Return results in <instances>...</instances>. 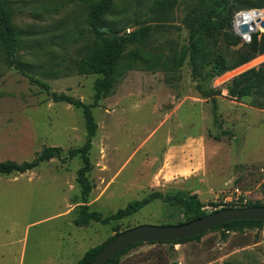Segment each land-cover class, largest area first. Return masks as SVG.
Listing matches in <instances>:
<instances>
[{
    "label": "rangeland",
    "instance_id": "obj_1",
    "mask_svg": "<svg viewBox=\"0 0 264 264\" xmlns=\"http://www.w3.org/2000/svg\"><path fill=\"white\" fill-rule=\"evenodd\" d=\"M4 1L11 25L19 32L16 54L32 66L30 74L50 91L91 104L98 75L79 73L75 64L94 40L87 12L95 0ZM111 1L103 17L107 29L119 38L139 36L124 44L120 65L137 49L155 55L187 45L182 20L193 0ZM154 3L157 10H165L164 17L151 12ZM143 56L91 106L96 130L88 150V209L107 215L154 190L196 193L207 213L231 187L263 202L264 108L253 105L252 97L228 96L224 86L248 68H264V53L214 77L209 85L219 93L213 96L197 88L201 81L191 75L186 55L175 69L150 65ZM84 139L80 109L52 101L37 83L5 64L0 53V160H30L44 146H60L65 156ZM80 166L76 155L0 175V264H74L87 248L115 231L186 220L181 207L155 199L107 224L75 225L73 218L82 204L76 181ZM228 205L233 204H224ZM119 260L264 264V223L261 229L229 231L225 238L221 229H214L182 243H142Z\"/></svg>",
    "mask_w": 264,
    "mask_h": 264
},
{
    "label": "trees",
    "instance_id": "obj_2",
    "mask_svg": "<svg viewBox=\"0 0 264 264\" xmlns=\"http://www.w3.org/2000/svg\"><path fill=\"white\" fill-rule=\"evenodd\" d=\"M163 3V0H160ZM167 4L174 3L175 0H165ZM173 1V2H171ZM249 6L261 8L264 0L239 1V0H193L186 9L183 24L187 29V45L181 51H173L155 55L142 53V50H134L128 59L119 64L120 54L123 46L128 41L138 39L139 36L132 34L125 38L117 36L108 37L104 15L112 7L111 0H95L88 9L87 20L94 40L87 47V50L76 60V70L82 74H97L94 81V93L91 104L84 103L78 98L50 91L46 83L34 78L30 73L32 66L22 61L16 54L20 43L19 32L11 25V14L7 2L0 0V53L5 64L26 75L32 82L47 91L52 101H64L75 108H79L84 120L85 139L84 142L75 148L66 150L62 156L63 149L60 146H44L36 151L30 160L16 162L13 160H0V175L11 173H23L36 167L40 162L51 158L62 160L70 159L78 155L81 159V166L76 170V181L81 190V202L73 223L77 226H86L90 221L107 224L111 221L129 216L140 208L155 199H159L168 205L179 206L183 209L186 221L204 216L207 214L202 209L196 193H188L183 190L159 191L154 190L141 199L129 201L123 208L103 215L97 210H89L86 198L89 195L91 185L87 178V173L91 169L88 158V150L91 145V138L96 130V123L91 112V106L97 105L99 99L105 95L113 86L118 77L130 67V65L144 55L150 65H158L161 68L175 69L181 65L185 55L187 57L190 72L193 78L200 80L197 88L205 96H213L219 91L213 89L209 83L214 77H218L226 71L232 70L243 63L248 62L257 55L264 53V32H252L248 41H243L236 34L232 27L233 17L236 12L250 8ZM154 3L151 12H156L158 18L164 17L165 10L156 9ZM163 10V12H162ZM226 93L230 97L244 98L252 97V104L264 108V68L263 64L257 67L248 68L229 79L224 86ZM264 205V201L251 200L243 205H228L225 207H243ZM217 210V209H215ZM214 211V210H212ZM211 211V212H212ZM183 223V222H178ZM176 223V224H178ZM264 220H234L224 222L209 230L221 229V237L225 238L229 231H240L244 228L261 229ZM119 231H115L117 233ZM114 233V234H115ZM113 234V235H114ZM201 234L184 237L174 241L161 243H182L185 241L198 239ZM109 236L103 242L87 248L81 257L74 264H88L99 249L113 236ZM144 242H135L124 248L105 264H120V257L129 249Z\"/></svg>",
    "mask_w": 264,
    "mask_h": 264
},
{
    "label": "water",
    "instance_id": "obj_3",
    "mask_svg": "<svg viewBox=\"0 0 264 264\" xmlns=\"http://www.w3.org/2000/svg\"><path fill=\"white\" fill-rule=\"evenodd\" d=\"M252 14H257V8L252 9ZM256 22L264 30V18L256 19ZM247 26L244 23L241 25L240 31L234 30V32L240 35L243 30L249 33L255 28L254 23H251L250 28ZM113 35V32L106 33L108 37H112ZM234 220H264V205L225 207L183 223L161 225L140 224L124 229L115 233L99 249L88 264H105L109 259L135 242L156 243L174 241L204 233L212 227Z\"/></svg>",
    "mask_w": 264,
    "mask_h": 264
},
{
    "label": "built area",
    "instance_id": "obj_4",
    "mask_svg": "<svg viewBox=\"0 0 264 264\" xmlns=\"http://www.w3.org/2000/svg\"><path fill=\"white\" fill-rule=\"evenodd\" d=\"M252 9H244V10H240V11L235 13V15L233 17V21H232L233 30L240 31L239 28L241 27V25L244 24V23H247V21H240V22L237 21L236 20L237 16L242 14L243 12L251 15L252 14ZM261 11H263V10L257 8V14L256 15L253 14L256 17V19H263L264 18V15L263 16L260 15ZM254 25H255V28L252 29L251 32L246 33V34H242L241 33L239 35L243 41H248L250 39V34L252 32H256V31H259V30H260L259 32H264L263 29L259 26L258 22H256V24L254 23ZM257 29H259V30H257ZM251 200H252L251 196L249 195L248 192L242 191V190L238 189L237 187H231V188H228V189L224 190L222 192V195L219 198H216L214 200V204L217 207L210 206V210L209 211L215 210V209L220 208V207H223L224 204H226V203H232L233 205H243V204H247ZM202 209L205 210V208H202Z\"/></svg>",
    "mask_w": 264,
    "mask_h": 264
},
{
    "label": "bare ground",
    "instance_id": "obj_5",
    "mask_svg": "<svg viewBox=\"0 0 264 264\" xmlns=\"http://www.w3.org/2000/svg\"><path fill=\"white\" fill-rule=\"evenodd\" d=\"M260 15H264V9H263V11H261V13H260ZM236 20L237 21H247V27H249L250 28V26H251V23H255L256 24V17L253 15V14H247V13H243V14H240V15H238L237 16V18H236ZM241 29V27L239 28V30ZM242 32V34H246L247 32L246 31H241Z\"/></svg>",
    "mask_w": 264,
    "mask_h": 264
}]
</instances>
